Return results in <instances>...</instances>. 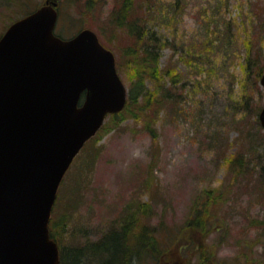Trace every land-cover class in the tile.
<instances>
[{
    "label": "rangeland",
    "instance_id": "obj_1",
    "mask_svg": "<svg viewBox=\"0 0 264 264\" xmlns=\"http://www.w3.org/2000/svg\"><path fill=\"white\" fill-rule=\"evenodd\" d=\"M25 1L31 8L46 2L0 0L1 36L22 17ZM89 1L58 0L56 33L71 38L81 29L94 30L114 52L129 89L132 25L127 19L118 28L112 21L126 0ZM129 2L132 20L143 25L141 30L156 32L176 46V51L163 50L161 66L177 64L193 92L182 104L172 101L152 108L154 139L137 114L117 121L107 118L77 156L59 190L53 217L59 227L66 223L67 233L58 236L63 254L87 248L93 252L137 212L140 228L148 226L168 248L159 255L165 264H202L207 258L208 264H264V181L256 171L263 163L264 128L255 114L264 106V88L260 81L253 85L245 72L250 59L257 64L254 80L264 69V0ZM208 42L216 73L204 82L206 71L201 74L185 65L180 56L181 47L193 45L205 51ZM201 61L199 66L208 68V61ZM152 84L148 81L147 86ZM244 95L252 102L249 111L242 107ZM238 160L249 165L240 175ZM215 195L222 196L211 209L213 217L209 214L215 228L202 231L188 226L186 221L206 201H215ZM142 206L147 213L142 214ZM148 263L152 262L134 264Z\"/></svg>",
    "mask_w": 264,
    "mask_h": 264
},
{
    "label": "water",
    "instance_id": "obj_2",
    "mask_svg": "<svg viewBox=\"0 0 264 264\" xmlns=\"http://www.w3.org/2000/svg\"><path fill=\"white\" fill-rule=\"evenodd\" d=\"M57 7L46 0L0 39V264H60L49 229L60 185L127 103L114 53L90 29L58 37Z\"/></svg>",
    "mask_w": 264,
    "mask_h": 264
},
{
    "label": "trees",
    "instance_id": "obj_3",
    "mask_svg": "<svg viewBox=\"0 0 264 264\" xmlns=\"http://www.w3.org/2000/svg\"><path fill=\"white\" fill-rule=\"evenodd\" d=\"M91 1L92 0L89 1V4ZM129 3V0H126L115 10V13L112 15V21H116L118 28L126 24L127 19L131 21L132 27L128 28V35L133 36V38H131L133 43L128 53V67L130 68V75H133L130 78L132 84L128 89V101L125 109L121 113L109 117H112L113 120L117 121L126 115L135 116V114H137V117H142L141 119L145 120L146 128L154 139L157 130L154 128V132L152 129V127H154L153 115L150 116L153 112L152 108L172 101L175 102L176 105L182 104L183 101H186L187 96L192 95L193 89L188 88L190 85L186 84L184 76L179 73V70L176 67L177 64L169 65L166 68L161 66L163 50L172 47L176 51V46L169 43L167 38L159 36L156 32L147 31L145 29L141 30L140 28H142L143 25L138 23L135 18L132 20L134 17L132 12L133 6ZM22 5L26 7L23 10L24 14L22 17L27 16L37 9V7L31 8L30 2L28 1L23 2ZM205 47V51L199 49L198 46L193 45L188 49H186L187 47L185 46L181 47L182 51L180 57L181 60L186 63L185 65L193 66L194 69L199 70L200 73L206 71L205 74L201 73V79H204V82H208L211 75L216 73V68L213 67L215 62L210 61L211 55L209 51L211 50L209 42ZM203 58L208 61L206 62V65L209 66L206 69L199 66L202 63L201 59ZM197 60H199V63ZM247 64L248 66L245 68V72L247 73L248 78L252 77L253 85L256 86L260 81L264 69H260L259 72L256 73V80H254V72L256 71L257 65L256 61L250 59ZM117 68L119 74L122 76L121 69L123 68L119 61H117ZM194 69L192 68L193 71ZM148 81L153 83L150 88L147 86ZM197 82V85H203L200 80ZM177 90L181 93L177 94ZM184 92L187 94L185 95ZM242 107L248 109V111L252 107L250 98L245 97V95L243 96ZM260 110L258 109L257 113H255L256 116L259 114ZM261 159V162L263 163L256 166V171L258 172L260 179L264 181V156H261ZM247 168H249L248 164L241 163L239 160L237 161V175L243 174ZM220 195H215V201H206V206L201 207L202 209L199 208V211L197 209L194 215L187 220L188 222L186 221L188 226L201 229L202 231L215 228L214 225H212L213 221L208 219L209 214L212 216V213H210L211 209L217 207L216 201L222 197ZM211 203L212 207L210 208ZM202 210L205 212H202ZM140 211L142 214L147 213L145 206H142ZM206 211H209V213ZM54 219L55 218L53 217L50 222V233L51 237L60 246L61 264H134L136 261L140 262L141 260H150V262H152L151 264H165L163 260L159 261V255L162 252L166 254L168 248L161 245V241L153 235L148 226L143 225V227L140 228V216L137 212L130 215V218L121 229H113L114 233L111 234V237L106 238L103 243L101 242L102 245L93 252L89 250L90 248H87L83 252L69 253L66 256L62 252L63 248L58 238L59 234L65 235L67 233V227L65 226L66 223H64L63 226L60 224L59 227L58 225H55ZM178 240H180V238H178L177 241ZM178 243L180 244V241ZM183 247L184 246H182L181 249ZM71 249L74 248H70V250ZM204 252H202V255H204ZM208 259L209 258L204 259L202 264H208Z\"/></svg>",
    "mask_w": 264,
    "mask_h": 264
}]
</instances>
